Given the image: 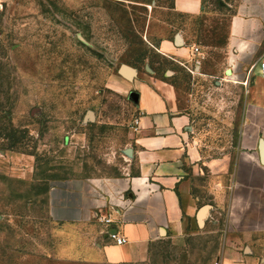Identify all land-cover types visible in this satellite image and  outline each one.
I'll use <instances>...</instances> for the list:
<instances>
[{
    "label": "rangeland",
    "instance_id": "374dc122",
    "mask_svg": "<svg viewBox=\"0 0 264 264\" xmlns=\"http://www.w3.org/2000/svg\"><path fill=\"white\" fill-rule=\"evenodd\" d=\"M239 1L203 0L188 15L175 0H0V264H109L76 251L86 228L54 221L49 194L58 180L124 175L137 104L123 66L173 82L204 158L221 164L196 181L201 227L134 264H227L245 254L243 211L258 205L264 176L241 170L232 186V172L239 160L261 163L264 103L261 114L247 85L203 75L194 62L188 69L162 47L182 34L217 63Z\"/></svg>",
    "mask_w": 264,
    "mask_h": 264
},
{
    "label": "crops",
    "instance_id": "0c3cea01",
    "mask_svg": "<svg viewBox=\"0 0 264 264\" xmlns=\"http://www.w3.org/2000/svg\"><path fill=\"white\" fill-rule=\"evenodd\" d=\"M175 10L198 15L203 10V0H175ZM186 43L184 35H174L162 44L163 52L188 69L194 62L196 71L207 73L203 75L218 72L222 82L247 85V101L260 103L263 113L264 78L259 62L264 57V0L239 1L228 20L217 63L213 61L215 54H208L201 45ZM132 72L127 80L137 96V109L124 150V175L58 180L50 189L52 219L86 228V232L75 234L76 251L91 262H146L157 246L169 241L178 244L194 234L202 225L196 181L206 172L216 175L221 165L218 160L204 158L193 113L189 107H181L175 84L156 76L136 77L138 70ZM261 139L264 138L258 141L259 155ZM260 161L239 160L232 172V186L240 183L241 170L248 175L259 170L264 176L261 157ZM257 196L258 205L253 206L254 198L244 195L246 203L252 205L243 211L248 244L245 254L233 252L227 264H264V193ZM105 216L112 220L110 225L101 221ZM109 231L125 235L128 242L116 244Z\"/></svg>",
    "mask_w": 264,
    "mask_h": 264
},
{
    "label": "built area",
    "instance_id": "2783aa9c",
    "mask_svg": "<svg viewBox=\"0 0 264 264\" xmlns=\"http://www.w3.org/2000/svg\"><path fill=\"white\" fill-rule=\"evenodd\" d=\"M259 66L261 69V75L264 78V57L259 62ZM137 124H138V122H137ZM101 221L107 225H110L112 223V220L107 216L102 217ZM108 233H109V237L118 245H123V244L128 242V238L125 235L120 234L117 231H109Z\"/></svg>",
    "mask_w": 264,
    "mask_h": 264
},
{
    "label": "water",
    "instance_id": "95a60500",
    "mask_svg": "<svg viewBox=\"0 0 264 264\" xmlns=\"http://www.w3.org/2000/svg\"><path fill=\"white\" fill-rule=\"evenodd\" d=\"M122 71V73L127 77H130L133 74V72H131L132 70L128 69V67L126 66L122 67ZM132 94L137 97L135 92H133ZM260 157L262 162L264 163V139L260 140Z\"/></svg>",
    "mask_w": 264,
    "mask_h": 264
}]
</instances>
